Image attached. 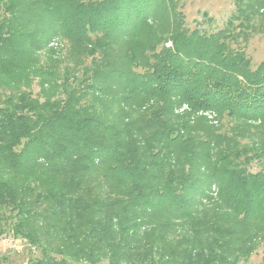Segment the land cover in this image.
<instances>
[{
    "label": "trees",
    "instance_id": "trees-1",
    "mask_svg": "<svg viewBox=\"0 0 264 264\" xmlns=\"http://www.w3.org/2000/svg\"><path fill=\"white\" fill-rule=\"evenodd\" d=\"M263 11L234 0L209 33L178 0H0V240L27 264H247L259 247L264 264V60L240 46Z\"/></svg>",
    "mask_w": 264,
    "mask_h": 264
},
{
    "label": "rangeland",
    "instance_id": "rangeland-1",
    "mask_svg": "<svg viewBox=\"0 0 264 264\" xmlns=\"http://www.w3.org/2000/svg\"><path fill=\"white\" fill-rule=\"evenodd\" d=\"M180 10L185 17L186 26L190 30L201 29L206 32H216L222 29L234 12V0H178ZM264 13V11H263ZM256 17L251 22L254 32L249 33V38L240 46L251 60L252 67L255 68L264 60V20ZM250 30H252L250 28ZM57 46L61 45L57 42ZM56 47V46H52ZM65 52V46L63 47ZM38 88L34 85L33 92ZM204 117V116H202ZM211 125L218 126V120L214 116L206 117ZM224 120L221 124H224ZM225 128V126H223ZM256 163H252L249 169L256 171ZM36 251L30 249L28 244L19 239H14L10 232L2 236L0 240V264H27L36 255ZM263 257L262 248L259 247L249 258L247 264H261Z\"/></svg>",
    "mask_w": 264,
    "mask_h": 264
},
{
    "label": "built area",
    "instance_id": "built-area-1",
    "mask_svg": "<svg viewBox=\"0 0 264 264\" xmlns=\"http://www.w3.org/2000/svg\"><path fill=\"white\" fill-rule=\"evenodd\" d=\"M187 108L184 106V107H182V109L181 110H186ZM211 116H214L213 114H207V117H211Z\"/></svg>",
    "mask_w": 264,
    "mask_h": 264
}]
</instances>
